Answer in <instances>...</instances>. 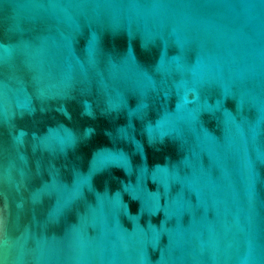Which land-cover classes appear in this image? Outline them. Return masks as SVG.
I'll use <instances>...</instances> for the list:
<instances>
[{"label":"water","instance_id":"1","mask_svg":"<svg viewBox=\"0 0 264 264\" xmlns=\"http://www.w3.org/2000/svg\"><path fill=\"white\" fill-rule=\"evenodd\" d=\"M0 264H264V0H0Z\"/></svg>","mask_w":264,"mask_h":264}]
</instances>
